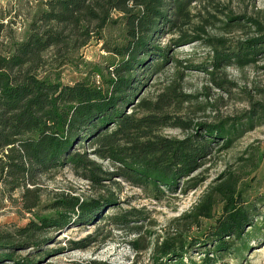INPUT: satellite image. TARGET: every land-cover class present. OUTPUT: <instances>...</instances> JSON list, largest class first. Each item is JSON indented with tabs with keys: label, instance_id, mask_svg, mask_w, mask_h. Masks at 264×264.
Instances as JSON below:
<instances>
[{
	"label": "trees",
	"instance_id": "obj_1",
	"mask_svg": "<svg viewBox=\"0 0 264 264\" xmlns=\"http://www.w3.org/2000/svg\"><path fill=\"white\" fill-rule=\"evenodd\" d=\"M192 2L46 0L47 10L26 37L6 54L0 53V156L9 174L33 179L36 174L71 167L99 184L102 171L87 156L92 151L101 160L120 164L118 175L153 199L161 200L182 182L186 190L192 188L194 184L184 180L202 168L220 144L219 152L231 148L238 128L223 122L180 123L175 126L190 131L184 139L162 138L155 132L170 122L157 114L158 104L142 97L134 102L150 76L160 73L169 59L168 50L161 52L156 39L187 20ZM246 22L247 18L235 26L244 27ZM249 28L256 37L233 46L218 40L220 46L203 68L220 71L256 64L264 54V25L252 21ZM114 29L116 39H107L106 31ZM92 41L104 42L103 50L116 61L106 68L83 63L89 68L84 76L64 84L63 68L77 64L76 55ZM114 204L112 198L56 200L50 205L52 214L37 215L13 233L0 232V264H37L49 254L45 241L39 239L44 232L76 222L90 223L107 205ZM257 211L255 205L247 204L240 181L229 174L210 187L191 217L195 222L202 218L212 221L202 237L191 243L165 241L156 250L157 260L194 264L185 262L188 253L206 247L207 257L201 264H215L220 255L245 250L250 234L246 228L251 233L264 229V223L257 225ZM131 218L125 213L114 215L115 222L126 225ZM23 251L31 253L23 257Z\"/></svg>",
	"mask_w": 264,
	"mask_h": 264
},
{
	"label": "rangeland",
	"instance_id": "obj_2",
	"mask_svg": "<svg viewBox=\"0 0 264 264\" xmlns=\"http://www.w3.org/2000/svg\"><path fill=\"white\" fill-rule=\"evenodd\" d=\"M45 1L0 0V53L6 54L26 37L47 10ZM188 15L186 21L179 19L173 31L166 30L156 39L161 52L168 50L169 59L160 73L150 76L134 102L137 104L141 97L148 99L158 104L159 116L168 117L170 124L155 132L159 137L184 139L190 131L175 126L180 123L193 126L223 122L238 128L232 147L219 152L220 144L202 168L184 180L194 184L192 188L186 190L182 182L161 200L125 182L118 175L120 164L101 160L92 151L87 156L102 171L99 184L71 167L36 174L33 179L17 178L9 174L0 156L2 233L27 226L37 215L52 214L50 205L58 199L114 200V207L107 205L90 223L76 222L44 232L39 239L45 241L49 254L37 264H173L157 260L156 250L170 239L191 243L202 237L212 221L202 218L195 222L191 217L210 187L222 183L229 174L240 181L247 204L258 209L257 225L264 223V54L256 64L244 68H203L213 58L215 47L220 46L218 40L233 46L256 37L249 27L252 21L264 25V0H193ZM246 18L244 27L235 26ZM105 36L115 40L118 31H106ZM104 44L92 41L81 50L75 57L77 64L63 68V83L79 81L89 70L83 63L90 68L114 63L116 58L103 50ZM124 213L133 217L128 224L115 222L114 215ZM260 228L252 233L246 228L250 234L245 250L238 248L230 255H220L215 264H264V229ZM205 249L195 247L185 262L201 264L207 257ZM28 253L23 251L21 255Z\"/></svg>",
	"mask_w": 264,
	"mask_h": 264
}]
</instances>
